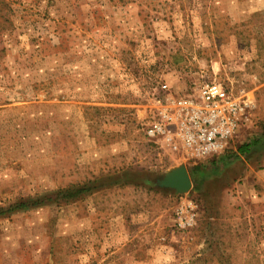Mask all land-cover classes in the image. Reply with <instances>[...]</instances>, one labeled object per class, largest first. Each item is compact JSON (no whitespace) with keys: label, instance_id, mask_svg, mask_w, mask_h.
Here are the masks:
<instances>
[{"label":"rangeland","instance_id":"1","mask_svg":"<svg viewBox=\"0 0 264 264\" xmlns=\"http://www.w3.org/2000/svg\"><path fill=\"white\" fill-rule=\"evenodd\" d=\"M205 81L254 104L227 148L152 142ZM263 134L264 0H0V264H264Z\"/></svg>","mask_w":264,"mask_h":264},{"label":"built area","instance_id":"2","mask_svg":"<svg viewBox=\"0 0 264 264\" xmlns=\"http://www.w3.org/2000/svg\"><path fill=\"white\" fill-rule=\"evenodd\" d=\"M155 97L158 105L146 133L152 142L174 137L198 157L224 151L254 107L222 83L205 81L192 93L175 96L167 84ZM157 112V113H156Z\"/></svg>","mask_w":264,"mask_h":264},{"label":"trees","instance_id":"3","mask_svg":"<svg viewBox=\"0 0 264 264\" xmlns=\"http://www.w3.org/2000/svg\"><path fill=\"white\" fill-rule=\"evenodd\" d=\"M262 136H263V139H257L253 143H247V144H244V145L240 146L238 148V151L241 154H243V155L252 154L256 150V148H258V146L264 145V134ZM116 179H117L116 180L117 182H120L122 180L121 178H116ZM85 190L86 189H83V190H80V191H75V192L71 191V193L65 195V197H63L62 192H58L56 194V196L45 197V198L40 199L38 201H31L28 204L27 203L19 204L18 208H24V207H27V206L34 207V206L40 205L42 203H47V202H57V201L62 200V198L69 199V198L75 197V193L76 192H81V191L83 192Z\"/></svg>","mask_w":264,"mask_h":264},{"label":"water","instance_id":"4","mask_svg":"<svg viewBox=\"0 0 264 264\" xmlns=\"http://www.w3.org/2000/svg\"><path fill=\"white\" fill-rule=\"evenodd\" d=\"M165 187H172L179 192L187 191L192 186V180L185 167L174 169L162 181Z\"/></svg>","mask_w":264,"mask_h":264}]
</instances>
